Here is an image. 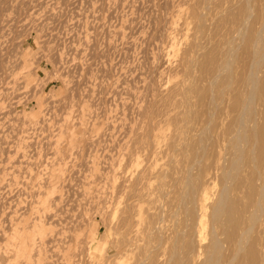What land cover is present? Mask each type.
I'll return each instance as SVG.
<instances>
[{"label":"rangeland","instance_id":"374dc122","mask_svg":"<svg viewBox=\"0 0 264 264\" xmlns=\"http://www.w3.org/2000/svg\"><path fill=\"white\" fill-rule=\"evenodd\" d=\"M0 264H264V0H0Z\"/></svg>","mask_w":264,"mask_h":264},{"label":"bare ground","instance_id":"6f19581e","mask_svg":"<svg viewBox=\"0 0 264 264\" xmlns=\"http://www.w3.org/2000/svg\"><path fill=\"white\" fill-rule=\"evenodd\" d=\"M178 11H179V10H178ZM177 13H178V12H177ZM180 14H181V13L179 12V15H180ZM177 21H178V20H177ZM182 23H184V22H182ZM183 26H184V25H183ZM184 27H185V26H184ZM186 30H187V29L185 28V32H186ZM181 31H182V30H181ZM181 33H182V32H181ZM183 33H184V32H183ZM186 33H187V32H186ZM171 35H172V34H171ZM180 35H181V34H180ZM185 35H186V34L184 33L182 36H185ZM176 36H177V35H176ZM176 36H175V37H176ZM182 36H181V37H182ZM178 37H179V36H178ZM182 38H184V37H182ZM185 38H186V37H185ZM185 38H184V39H185ZM169 39H170V38H169ZM171 39H173V37H172ZM175 42H176V41H175ZM170 43H171V42H170ZM173 44L175 45L176 43L173 42L172 45H173ZM178 44H179V43H177V46H178ZM179 46H180V45H179ZM170 51H171L170 53L172 54V50H171V49H170ZM171 54H169V55H171ZM180 84H181V83H180ZM155 146H156V145H155ZM136 161H137V160H136ZM139 163H140V162H138V164H139ZM133 172H134V171H133ZM200 232H201V231H200ZM16 248H17V247H16ZM89 258H90V257H89Z\"/></svg>","mask_w":264,"mask_h":264}]
</instances>
